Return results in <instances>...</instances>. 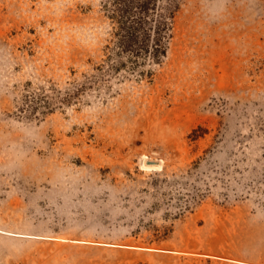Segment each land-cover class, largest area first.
Segmentation results:
<instances>
[{
    "label": "rangeland",
    "instance_id": "rangeland-1",
    "mask_svg": "<svg viewBox=\"0 0 264 264\" xmlns=\"http://www.w3.org/2000/svg\"><path fill=\"white\" fill-rule=\"evenodd\" d=\"M100 3L0 0V264H264V0H183L113 95Z\"/></svg>",
    "mask_w": 264,
    "mask_h": 264
},
{
    "label": "trees",
    "instance_id": "trees-1",
    "mask_svg": "<svg viewBox=\"0 0 264 264\" xmlns=\"http://www.w3.org/2000/svg\"><path fill=\"white\" fill-rule=\"evenodd\" d=\"M182 3L183 0H101L110 36L102 60L83 73L81 92L98 88L113 95L117 83L129 79L152 82L155 66L168 55ZM21 113L40 118L43 112L27 97Z\"/></svg>",
    "mask_w": 264,
    "mask_h": 264
},
{
    "label": "water",
    "instance_id": "water-1",
    "mask_svg": "<svg viewBox=\"0 0 264 264\" xmlns=\"http://www.w3.org/2000/svg\"><path fill=\"white\" fill-rule=\"evenodd\" d=\"M149 163H150V164H155L156 162H154V161H149Z\"/></svg>",
    "mask_w": 264,
    "mask_h": 264
},
{
    "label": "bare ground",
    "instance_id": "bare-ground-1",
    "mask_svg": "<svg viewBox=\"0 0 264 264\" xmlns=\"http://www.w3.org/2000/svg\"><path fill=\"white\" fill-rule=\"evenodd\" d=\"M152 166H155V165H152ZM155 167H157V168H158V166H155Z\"/></svg>",
    "mask_w": 264,
    "mask_h": 264
}]
</instances>
